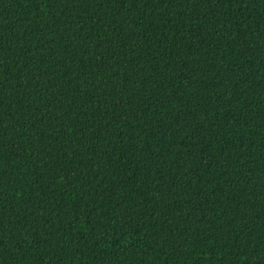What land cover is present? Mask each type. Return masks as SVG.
I'll list each match as a JSON object with an SVG mask.
<instances>
[{"label":"trees","instance_id":"obj_1","mask_svg":"<svg viewBox=\"0 0 264 264\" xmlns=\"http://www.w3.org/2000/svg\"><path fill=\"white\" fill-rule=\"evenodd\" d=\"M0 264H264V0H0Z\"/></svg>","mask_w":264,"mask_h":264}]
</instances>
